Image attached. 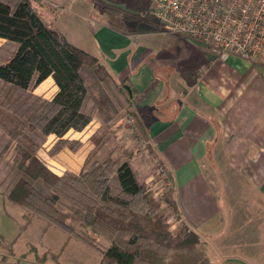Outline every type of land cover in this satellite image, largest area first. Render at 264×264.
Instances as JSON below:
<instances>
[{
  "label": "trees",
  "instance_id": "16d2710c",
  "mask_svg": "<svg viewBox=\"0 0 264 264\" xmlns=\"http://www.w3.org/2000/svg\"><path fill=\"white\" fill-rule=\"evenodd\" d=\"M2 38L9 48H0V194L25 209L27 222L40 217L47 227L56 226L96 250L99 264H216L201 234L184 219L171 230L172 214L160 208L165 202L182 216L173 187L156 198L133 166L132 150L118 139L113 122L125 112L132 121L129 127L150 140L137 103L140 92L129 80L117 79L101 57L46 23L32 0H0ZM256 65L243 73L223 100V109L247 99V92H239L244 85L255 93L247 103L264 94V77ZM50 76L57 91L47 99L34 89ZM94 119L99 121L90 136L94 147L79 172L58 173L40 157L51 134L56 135L52 155L65 148L78 151L83 142L66 134L83 130ZM256 131L263 144L264 126ZM86 153L82 150L77 157L79 163ZM166 173L169 180L171 173ZM0 247L6 249L3 264H18L35 248L9 262L15 251L2 234Z\"/></svg>",
  "mask_w": 264,
  "mask_h": 264
},
{
  "label": "crops",
  "instance_id": "0c3cea01",
  "mask_svg": "<svg viewBox=\"0 0 264 264\" xmlns=\"http://www.w3.org/2000/svg\"><path fill=\"white\" fill-rule=\"evenodd\" d=\"M88 1H57L55 2L57 8L55 11H50L52 19L49 20L41 12L38 13L46 23L64 33L69 41L101 57L117 79H128L129 83L140 92L137 103L141 118L148 125L150 146L171 173L169 180L173 186L174 197L182 210V219L196 229L202 238L206 236L205 234L219 232L222 223L217 219L225 215L224 199L219 179L216 173L210 170L212 168L210 164L215 168L218 167L215 166V162L209 161V158L210 153H214L218 162L220 156L215 143L218 138L221 113L224 111L221 104L253 62H257L256 68L264 77V50L254 60H247L235 54L227 59L216 58L208 54L200 44L184 35L159 30L147 16L146 10L144 15L126 11L125 14L128 16L122 19L121 26L94 19L92 25L87 24L86 33L83 32L93 43L94 49H88L72 39L63 25L65 23L60 21L64 16L58 15L70 11V19L72 15L88 17ZM144 7L146 8L147 5ZM46 83L51 86L50 92H46L44 86ZM34 91L44 98H52L57 91L53 77L45 79L35 87ZM94 122L96 124L88 134V141H85L82 135ZM90 124L81 131L70 130L80 133L77 139L84 143L82 148L86 147L87 153L83 162L92 149L90 136L99 125L96 119ZM50 136L53 139L50 143L51 147L56 135L51 134L48 137ZM67 149L59 154L62 155ZM149 155L146 156L147 164L151 161ZM41 158L46 161L44 157ZM132 164L134 165V162ZM245 165L251 182L264 185V143ZM150 167L149 165L146 168L150 171ZM152 176L153 174L149 172L143 180L148 182ZM1 198L4 199L3 201L6 200L0 194V201ZM10 204L13 203L8 201V205ZM1 211L3 210H0V214ZM1 232L0 230V234ZM3 236L7 244L11 243V237ZM218 239L220 241L221 237L219 236ZM75 241L70 242L59 261V255L57 258L50 255L52 257L50 259L55 261L49 259L45 262L47 264L100 263L101 256L98 252L83 249ZM206 246L208 247L207 242ZM50 247L52 248L51 245ZM51 248L47 250L57 253L55 248L52 250ZM74 248L82 253L74 254L72 251ZM64 254H68L70 258L66 259L62 256ZM2 255L0 251V264H3ZM8 260L14 262L17 259L12 260L9 257ZM18 264L43 263L22 259ZM217 264H264V256L251 255L248 258L240 254H228L224 255Z\"/></svg>",
  "mask_w": 264,
  "mask_h": 264
},
{
  "label": "rangeland",
  "instance_id": "374dc122",
  "mask_svg": "<svg viewBox=\"0 0 264 264\" xmlns=\"http://www.w3.org/2000/svg\"><path fill=\"white\" fill-rule=\"evenodd\" d=\"M57 1L62 2V0H32V4L37 12H41L49 20L52 19L50 11H55L57 8L55 3ZM144 5H147V7L145 8ZM88 6V17L72 15L70 19V11H67L64 15L56 12V14L64 16L60 21L65 23L63 25H65L72 39L88 49L94 48L93 43L84 35L87 24L92 25L95 21L94 19H97L100 22L104 21L103 23L106 24L115 26L119 24L121 26L122 19L128 16L125 14L126 11L144 15L146 10L147 16L153 21V25L163 31L158 27L150 13L153 0H89ZM5 42L6 39H0V48H2V45H4L3 48H9ZM44 86L46 92L51 91V86L48 83ZM239 92H241V95L247 92V99L234 109L231 104L225 106L224 111L221 113L220 124H218V138L215 143L217 145L216 150L220 156L218 162L214 157V153H210L209 158V161L212 160L215 162V166L217 165L218 167L215 168L210 164L211 162L209 163L210 167H212L210 170L215 172L219 179L225 210V215L217 219L221 220V230L217 233L214 231L205 234L206 236L202 238L208 244V255L216 264L224 255L228 254H240L248 258L251 255L264 256V185L252 183L245 168L247 160L254 157L262 145V139L258 136L256 130L264 126V94H260L254 104H250L247 103L248 98L255 94L254 91L252 93V90H249L244 85ZM128 117V114L124 112L113 122V125L117 126L118 139L132 150V162L135 165L133 166L137 168L140 179L146 182L143 178L149 172L153 174L151 180L146 183L151 186L155 197L159 199L173 186L167 179L166 168L161 164V158L150 146V140L142 139L134 126L129 127L132 121ZM96 120L99 124L98 119ZM95 124L96 122L85 129L82 135L85 141H88V134ZM66 136L79 138L80 133L73 130ZM51 138L52 136L48 137L44 143L45 145L40 149V157H44L47 164L55 171L79 172L82 164L78 162L77 157L82 150H86V147H81L76 152L68 148L62 155L59 153L52 155L50 153V143L53 142V139ZM90 144H92L93 148L94 144L91 140ZM147 155L151 158V161H148L149 164H147ZM149 165L151 166L150 171L146 168ZM162 166L165 172L161 169ZM3 200L1 198L0 201V210H3L0 214V230L3 235L11 237V243L14 245L15 253L10 255V259H17L20 254L25 251L28 252L34 245L35 248H32L24 259L37 260L39 263L47 264L45 261L52 258L47 256V254L52 252H47L51 245L52 248H55V252L59 254V261L61 254L64 253L70 242L76 240L69 238L65 232L56 226L47 227L46 221L40 217L34 216L27 222L23 207L15 204L8 205V201ZM160 211L172 214L169 219L172 231H176L184 222L182 216L179 213H173L165 202L162 203ZM219 236L221 237L220 241L218 239ZM75 242L83 249L87 248V250L97 252L78 240ZM0 251L2 254L6 253L5 248L0 247ZM72 251H74V254L82 253L77 251L76 248L72 249ZM62 256L66 259L70 258L68 254ZM50 260L55 261L54 259Z\"/></svg>",
  "mask_w": 264,
  "mask_h": 264
},
{
  "label": "built area",
  "instance_id": "2783aa9c",
  "mask_svg": "<svg viewBox=\"0 0 264 264\" xmlns=\"http://www.w3.org/2000/svg\"><path fill=\"white\" fill-rule=\"evenodd\" d=\"M150 13L163 31L184 35L219 59L251 60L264 50V0H153Z\"/></svg>",
  "mask_w": 264,
  "mask_h": 264
},
{
  "label": "water",
  "instance_id": "95a60500",
  "mask_svg": "<svg viewBox=\"0 0 264 264\" xmlns=\"http://www.w3.org/2000/svg\"><path fill=\"white\" fill-rule=\"evenodd\" d=\"M126 88L128 89V91L132 94V88L129 85H126Z\"/></svg>",
  "mask_w": 264,
  "mask_h": 264
}]
</instances>
